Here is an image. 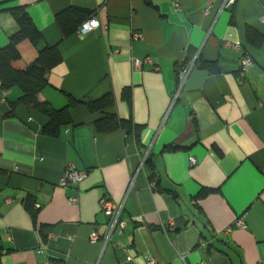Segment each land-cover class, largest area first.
Listing matches in <instances>:
<instances>
[{
  "label": "crops",
  "instance_id": "1",
  "mask_svg": "<svg viewBox=\"0 0 264 264\" xmlns=\"http://www.w3.org/2000/svg\"><path fill=\"white\" fill-rule=\"evenodd\" d=\"M225 1L0 0V46L18 29L16 7L40 31L41 47L58 46L61 62L39 100L60 109L67 96L111 94L107 112L140 126L138 150L133 134L99 132L100 112L76 105L72 124L52 139L41 133L40 112L16 104L10 114L18 87L0 91V264H264V0ZM69 6L93 11L100 28L62 39L54 17ZM246 27L262 36L259 46ZM41 47L21 42L13 66L24 69ZM147 57L157 70L133 69L132 59ZM192 62L180 86L176 71ZM69 164L86 175L62 186ZM203 188L213 191L197 198ZM103 198L121 207L124 229H111Z\"/></svg>",
  "mask_w": 264,
  "mask_h": 264
},
{
  "label": "trees",
  "instance_id": "2",
  "mask_svg": "<svg viewBox=\"0 0 264 264\" xmlns=\"http://www.w3.org/2000/svg\"><path fill=\"white\" fill-rule=\"evenodd\" d=\"M235 2L236 0H234L232 5ZM9 11L12 13L18 29L9 37L7 45L0 46V91H7L13 87H18L21 90L20 97L15 102L10 103V114L13 113L16 104H23L40 112L47 118L46 123L41 129V133L49 138L57 139L60 137L63 129L72 124L70 109L76 105H83L91 112H100L101 117L95 122V126L99 132L107 133L123 130L127 135L133 134L137 149L140 150V126L134 125L131 119H120L115 113L107 112L114 105L111 94H106L96 100H88L86 98L76 99L67 96L68 103L60 109L54 108L47 101L39 100L38 94L49 86L45 75L61 62V54L58 46H40L42 40L41 33L24 7L12 8ZM93 16L94 12L91 10L69 6L58 12L54 18L61 32L62 39H64L73 35L84 22ZM245 35L251 45H260L262 36L250 27H246ZM23 41H28L33 46L41 48L38 49L37 57L32 63L24 69H16L13 64L20 59L18 45ZM188 61L189 58L185 62ZM199 67L211 73L218 71V68L212 63L201 62L199 63ZM177 72L178 70L176 71V76ZM123 95L127 101H130V90H124ZM174 148L173 145H170L165 148V151H170ZM144 165H147L152 170L149 181L155 182V185L158 186V182L156 181L158 175L155 172L150 155L144 160ZM212 191V189L203 188L196 197H203ZM24 206L35 220L38 209L34 208L33 200L30 197L25 199ZM2 251L3 249L0 247V258Z\"/></svg>",
  "mask_w": 264,
  "mask_h": 264
},
{
  "label": "built area",
  "instance_id": "3",
  "mask_svg": "<svg viewBox=\"0 0 264 264\" xmlns=\"http://www.w3.org/2000/svg\"><path fill=\"white\" fill-rule=\"evenodd\" d=\"M234 3V0H226L224 3L225 7H229ZM223 6V7H224ZM176 9H180V6L178 3L175 4ZM207 11V10H205ZM261 21L264 22V17L261 18ZM100 28V23L97 20V18L92 17L86 22H84L80 28L78 29L82 33H89V32H94L97 31ZM135 38L139 37L138 34L134 35ZM233 48L237 49L239 48V44H234L232 45ZM131 64L133 69H140L142 68L145 64L149 65L150 68L153 70H157V66L154 64V61L151 58H144V59H132ZM251 64V58L250 56L246 53L241 61V68L242 70L249 66ZM193 66V62L189 63L187 65L182 66L178 72H177V79L178 83L181 86L182 83L184 82L186 76L188 75L189 71L191 70ZM146 159V155L143 157L142 160V165L144 160ZM196 163L195 158L190 157L189 158V165L193 166ZM86 173L83 171H78L76 170L72 165H67L64 171L63 178L61 180V185L66 186L68 183H77L80 182L81 180L84 179ZM69 203H76L77 198L76 197H69L68 198ZM101 209L104 211L105 214L111 217V229H113L116 225L119 228V230L124 229L125 223L119 219L121 207H114L111 202L107 198H103L100 202ZM238 224L242 225V221L238 220ZM99 239V235L97 232H92L90 235V241L95 242ZM204 246V245H203ZM145 264H159L157 261L154 259H147ZM200 264H204V262H201Z\"/></svg>",
  "mask_w": 264,
  "mask_h": 264
}]
</instances>
